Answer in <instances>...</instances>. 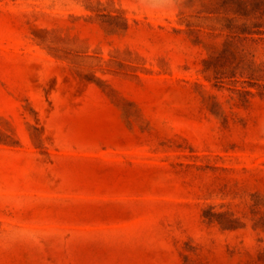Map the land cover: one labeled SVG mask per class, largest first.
Segmentation results:
<instances>
[{"label": "rangeland", "instance_id": "rangeland-1", "mask_svg": "<svg viewBox=\"0 0 264 264\" xmlns=\"http://www.w3.org/2000/svg\"><path fill=\"white\" fill-rule=\"evenodd\" d=\"M0 264H264V0H0Z\"/></svg>", "mask_w": 264, "mask_h": 264}]
</instances>
